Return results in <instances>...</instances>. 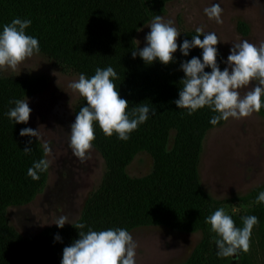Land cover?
<instances>
[{"label": "trees", "instance_id": "1", "mask_svg": "<svg viewBox=\"0 0 264 264\" xmlns=\"http://www.w3.org/2000/svg\"><path fill=\"white\" fill-rule=\"evenodd\" d=\"M162 1L0 0V33L14 18L31 20L25 32L38 39L39 54L59 68L79 76L84 74L86 78H91L97 68L112 67L118 76L113 83L121 98L129 102L128 112L145 103L156 113L150 112L148 120L130 133L127 141L120 140L115 133L107 137L94 123L92 145L107 164L108 174L86 202L81 220L76 222L83 223V229L75 228L76 223L62 229L54 225L36 236L22 237L6 227L3 214L9 207L32 202L46 182L47 170L38 172L39 180L28 176L33 163L44 159V151L32 137L20 136L25 125L16 124L7 113L15 107L10 101L42 92L46 81L0 76V264H61L63 249L79 238L80 231H130L159 225L187 228L196 220L200 207L211 208L199 189L194 170L202 141L200 131L208 125V115L213 111L205 106L188 115L187 109H179L174 103L179 99L183 87L180 81L185 77L181 63L193 57L202 60L201 49L193 48L187 57L179 55L168 65L159 60L148 65L139 56L133 59L131 55L137 50L133 37L140 26L131 14L157 12ZM217 61L221 66L220 54ZM85 106L87 101L81 97L76 114ZM262 108L260 114L264 117ZM171 132L174 137L172 147L168 148ZM26 146L31 149L29 154L23 152ZM142 153L152 158L153 171L146 177L132 179L126 168ZM256 211L263 222L264 206ZM209 213L214 212L208 211L207 216ZM233 220L237 227H243L241 217ZM204 223L202 229L212 240ZM57 235L59 241L55 239ZM205 243V249L196 252L189 264H252L248 253L220 258L217 247L210 246L212 241L208 242L206 237Z\"/></svg>", "mask_w": 264, "mask_h": 264}, {"label": "rangeland", "instance_id": "2", "mask_svg": "<svg viewBox=\"0 0 264 264\" xmlns=\"http://www.w3.org/2000/svg\"><path fill=\"white\" fill-rule=\"evenodd\" d=\"M213 4H219L223 9L222 23L209 19L204 12L205 8ZM156 10L146 14H131L140 23L133 37L137 50L146 45L145 37L156 15L162 16L165 22L171 21L180 32L178 45L197 35L195 30L198 27H202L204 33L214 32L219 40L217 49L221 58V71L227 66L224 61L234 44L244 40L257 47L264 44V0H163ZM179 55L185 58L178 47L174 58ZM0 76L46 81L42 92L23 98L28 99L32 110L28 123L24 125L38 130L39 137L32 138L41 145L43 151L44 144L51 149L48 155L44 151V159L49 162L44 186L29 204L5 210L3 219L6 227L28 238L54 226L55 219L60 215H67L75 224L81 220L86 202L104 183L108 174L107 164L93 145L84 159L75 156L70 147V125L75 122L82 96L68 85L78 80L79 75L59 68L41 54H34L15 71L10 68L0 70ZM251 87H255V81L240 89V95L243 96ZM262 110L247 118H229L216 125L209 121L207 126H203L194 171L199 189L208 199L209 206L212 204L211 208L200 207L201 211L195 213L196 220L193 219L187 228L159 225L128 231L137 244L136 264H189L196 252L205 249L206 237L208 242L212 241L210 246L216 248L217 235L213 234L206 219L211 215L209 213L207 216L208 211L215 212L221 207L232 219L249 215L258 218V224L252 230L248 256L252 264H264V221H261L262 216L256 211L258 207L264 206V203H256L259 193L264 191ZM215 115L217 113L212 112L208 116L211 119ZM173 137L174 132H171L168 148L172 147ZM153 166L152 158L142 153L127 166L126 174L132 179H140L150 175ZM204 209L207 211L202 214ZM204 221L212 240L207 230L202 229ZM228 264L239 263L232 261Z\"/></svg>", "mask_w": 264, "mask_h": 264}, {"label": "clouds", "instance_id": "3", "mask_svg": "<svg viewBox=\"0 0 264 264\" xmlns=\"http://www.w3.org/2000/svg\"><path fill=\"white\" fill-rule=\"evenodd\" d=\"M222 11L219 4L204 9L208 18L218 24L223 22ZM30 25L31 20L14 18L3 26L0 33V70L10 68L15 71L26 59L39 54L38 39L25 32ZM149 28L150 32L145 37L146 45L131 52L133 59L139 56L148 65L156 60L168 65L174 62V53L178 47L185 57L193 48L202 49V60L193 57L181 63L185 77L180 81L183 87L180 88L179 99L174 102L177 108L187 109L188 115H192L207 106L217 113L210 120L212 125L221 120L247 118L254 112H260L264 106V44L257 47L247 40L234 44L224 61L227 66L221 71L217 61L219 40L214 32L204 33L203 28L198 27L195 30L197 35L178 45L177 38L181 34L171 21L165 22L162 16L156 15ZM206 68L211 71L206 72ZM115 79H118L117 73L109 66L105 69L97 68L91 78L80 74L78 80L68 85L87 101V106L79 110L75 122L70 125V147L73 154L81 159L85 158L95 140L94 123H98L107 137L115 133L120 140L127 141L130 133L148 120L150 112L156 114L145 103L137 105L129 113V102L121 98L116 90L113 83ZM253 81L255 87L241 96L239 90L248 87ZM9 103L15 104L7 113L9 119L16 124L28 123L32 111L28 99ZM20 136L38 138L39 133L38 130L25 128L20 131ZM43 147L45 155H48L51 149L47 144ZM23 152L29 154L30 147L26 146ZM48 167V160L40 159L33 163L27 174L33 180H39L38 172H44ZM256 203H264V191L259 193ZM241 219L242 228L235 225L223 207L207 217L206 223L218 237L215 239L218 257H238L240 252L247 254L250 251L252 230L259 221L254 215L243 216ZM54 224L62 229L73 222L67 215H60ZM84 227L83 223L75 224V228ZM78 234L79 238L63 249L61 264H136L137 244L126 229H89L87 233L80 231ZM55 239L59 241L61 238L57 235Z\"/></svg>", "mask_w": 264, "mask_h": 264}]
</instances>
